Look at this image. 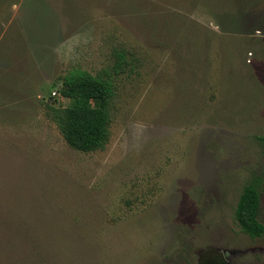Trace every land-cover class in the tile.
Wrapping results in <instances>:
<instances>
[{"label":"rangeland","instance_id":"obj_1","mask_svg":"<svg viewBox=\"0 0 264 264\" xmlns=\"http://www.w3.org/2000/svg\"><path fill=\"white\" fill-rule=\"evenodd\" d=\"M70 71L113 83L103 150L51 120ZM260 137L264 0H0V264H264Z\"/></svg>","mask_w":264,"mask_h":264},{"label":"trees","instance_id":"obj_2","mask_svg":"<svg viewBox=\"0 0 264 264\" xmlns=\"http://www.w3.org/2000/svg\"><path fill=\"white\" fill-rule=\"evenodd\" d=\"M124 58L123 52L116 53L115 72L122 69ZM60 93L69 100V106L49 107L48 110L67 145L83 153L103 150L111 123L109 105L114 96L112 81L85 71H70L62 77ZM258 139L264 144V137ZM261 189L262 178L253 176L243 186L234 210V220L240 232L250 239L264 236V226L259 221Z\"/></svg>","mask_w":264,"mask_h":264}]
</instances>
